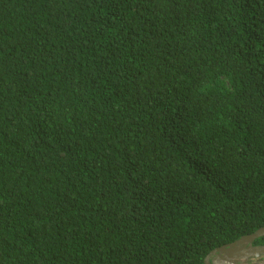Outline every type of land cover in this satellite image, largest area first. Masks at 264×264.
I'll return each mask as SVG.
<instances>
[{
  "label": "trees",
  "instance_id": "obj_1",
  "mask_svg": "<svg viewBox=\"0 0 264 264\" xmlns=\"http://www.w3.org/2000/svg\"><path fill=\"white\" fill-rule=\"evenodd\" d=\"M263 226L264 0H0V264H205Z\"/></svg>",
  "mask_w": 264,
  "mask_h": 264
},
{
  "label": "water",
  "instance_id": "obj_2",
  "mask_svg": "<svg viewBox=\"0 0 264 264\" xmlns=\"http://www.w3.org/2000/svg\"><path fill=\"white\" fill-rule=\"evenodd\" d=\"M262 237H264V226L211 250L204 262L205 264H264V244H254Z\"/></svg>",
  "mask_w": 264,
  "mask_h": 264
}]
</instances>
